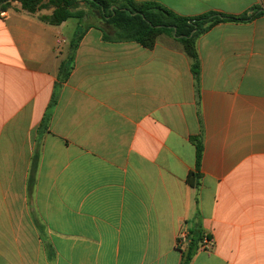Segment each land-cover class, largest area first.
<instances>
[{"label": "crops", "instance_id": "0c3cea01", "mask_svg": "<svg viewBox=\"0 0 264 264\" xmlns=\"http://www.w3.org/2000/svg\"><path fill=\"white\" fill-rule=\"evenodd\" d=\"M134 1L262 13L197 36L196 88L170 34L2 11L0 264H180L184 228L211 242L189 264H264V0Z\"/></svg>", "mask_w": 264, "mask_h": 264}, {"label": "trees", "instance_id": "16d2710c", "mask_svg": "<svg viewBox=\"0 0 264 264\" xmlns=\"http://www.w3.org/2000/svg\"><path fill=\"white\" fill-rule=\"evenodd\" d=\"M12 2H18L20 7L28 13L52 8V13L49 16L41 17V20L53 26H57L68 19H75L83 25L85 24L83 19L86 13L88 17L92 14L98 15L100 20L113 29L117 40L135 42L147 49L154 46L159 35L170 34L182 45L184 52L191 61L190 70L196 88L199 79V61L195 48L197 36L205 33L216 24L250 21L262 13L258 8H254L255 10L251 14L244 13L238 16L208 12L195 17H184L158 3L135 2L134 0H49L46 3L44 0H0V12L8 9ZM94 11L95 13H92ZM80 37L81 33L77 39ZM46 121L47 117L44 118L42 125H45ZM194 145L195 173L190 174V180H197L200 177V141L195 139ZM201 234L199 229L191 231L189 243L186 249L181 251L180 264H189L198 250L202 238Z\"/></svg>", "mask_w": 264, "mask_h": 264}, {"label": "built area", "instance_id": "2783aa9c", "mask_svg": "<svg viewBox=\"0 0 264 264\" xmlns=\"http://www.w3.org/2000/svg\"><path fill=\"white\" fill-rule=\"evenodd\" d=\"M1 17H3L4 13L0 12ZM190 235L189 232L184 228L179 231L176 246L180 251H184L189 243ZM211 242L207 236L203 235L201 241L199 242L198 249L199 250H206L210 248Z\"/></svg>", "mask_w": 264, "mask_h": 264}, {"label": "rangeland", "instance_id": "374dc122", "mask_svg": "<svg viewBox=\"0 0 264 264\" xmlns=\"http://www.w3.org/2000/svg\"><path fill=\"white\" fill-rule=\"evenodd\" d=\"M82 6H84V5L82 4ZM85 7H86V6H85ZM92 13H95V11H94V12H92ZM92 15H93V14H92ZM71 21H72V22H74V21L76 22V20H74V19H73V20H71Z\"/></svg>", "mask_w": 264, "mask_h": 264}, {"label": "water", "instance_id": "95a60500", "mask_svg": "<svg viewBox=\"0 0 264 264\" xmlns=\"http://www.w3.org/2000/svg\"><path fill=\"white\" fill-rule=\"evenodd\" d=\"M84 19H86V15L84 16Z\"/></svg>", "mask_w": 264, "mask_h": 264}]
</instances>
